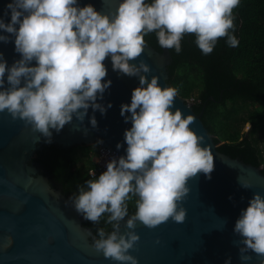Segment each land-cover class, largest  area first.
<instances>
[{"label": "clouds", "instance_id": "1", "mask_svg": "<svg viewBox=\"0 0 264 264\" xmlns=\"http://www.w3.org/2000/svg\"><path fill=\"white\" fill-rule=\"evenodd\" d=\"M240 3L118 0L114 13H102L90 3L81 6L78 0H10L5 5L10 20L5 23L0 17V30L13 34L20 58L7 65L0 53V112L6 110L13 119L24 120L48 142L51 130L59 132L73 117L83 122L89 107L101 114L111 107V102L107 106L97 102L112 82L102 81L106 57L113 70L139 78L130 103L120 106L124 120L131 121V127L124 130L125 155L107 161L104 171L77 185L69 197L86 220L99 222L102 214H109L106 223H111L112 230L98 228L92 243L106 258L138 264L128 251L139 239L133 230L136 221L149 228L169 218L182 223L186 209L179 202L189 192L188 179L198 172L210 175L214 168L210 147L202 146L204 136L189 127L195 117L172 109L177 89L162 87L156 75L149 79L145 73L150 66L144 60L130 61L142 53L144 36L150 32H155L162 48L176 53L181 52L186 33L194 34L204 55L213 51L221 37L229 47L238 46L233 9ZM10 38L0 34V41ZM89 123L97 125L94 115ZM133 197L135 212L129 215L127 202ZM233 230L241 237V261L251 259L246 254L249 250L264 257V195L253 193ZM230 261L228 257L224 264Z\"/></svg>", "mask_w": 264, "mask_h": 264}, {"label": "water", "instance_id": "2", "mask_svg": "<svg viewBox=\"0 0 264 264\" xmlns=\"http://www.w3.org/2000/svg\"><path fill=\"white\" fill-rule=\"evenodd\" d=\"M9 2L0 0V17L5 23L10 20V14L5 15L6 11L10 13L5 9ZM78 3L81 6L90 3L102 13H114L118 0H78ZM0 34L11 37L6 43L0 41V53L7 65H11L20 58L14 50L13 34L4 30ZM140 60L150 66V71L145 73L149 79L156 75L162 87L170 86L169 49L162 48L159 52L146 45L130 62ZM103 63L107 72L102 81L112 82L97 102L105 106L111 102V107H106L103 114L89 107L83 122L73 117L59 132L51 130L50 142L19 117L13 119L6 110L0 112V264H127L106 258L92 246L96 236L92 228L84 225L86 219L75 210L69 196L53 182L45 168L34 160L37 152L50 144L62 149L98 144L111 158L125 155L124 130L131 127V121L124 120L120 106L130 103L139 78L113 70L109 57ZM176 108L195 117L189 127L204 136L202 146L210 147L214 168L210 175L198 172L188 179L189 192L179 202L186 209L182 223L169 218L149 228L137 220L133 230L139 239L128 251L138 264H224L228 257L230 264H260L264 257L251 250L246 253L251 259L240 260L241 237L233 229L253 193L264 195L262 166L247 164L218 151L201 119L202 114L195 112L191 100L177 94L173 111ZM92 115L97 120L95 127L89 123ZM125 115L130 113L126 111ZM98 140L102 142L97 143ZM118 142L120 148L116 147ZM244 184L248 187H243ZM124 221L120 223L121 233L126 230Z\"/></svg>", "mask_w": 264, "mask_h": 264}, {"label": "trees", "instance_id": "3", "mask_svg": "<svg viewBox=\"0 0 264 264\" xmlns=\"http://www.w3.org/2000/svg\"><path fill=\"white\" fill-rule=\"evenodd\" d=\"M233 13L238 46L229 47L221 37L213 51L204 55L194 42V34L186 33L180 53L169 49L172 63L168 67V83L182 98L193 99L194 110L202 114L218 151L262 166L264 174V0H241ZM144 39L146 45L162 52L155 32L146 34ZM246 123H251V128L242 133ZM97 150L85 145L62 149L50 144L37 152L34 160L70 197L77 185L92 179L89 170L96 166ZM135 199L127 202L129 215L135 212ZM108 215L102 214L99 222L86 220L84 225L92 228L95 236L98 228L111 231V223H106Z\"/></svg>", "mask_w": 264, "mask_h": 264}, {"label": "built area", "instance_id": "4", "mask_svg": "<svg viewBox=\"0 0 264 264\" xmlns=\"http://www.w3.org/2000/svg\"><path fill=\"white\" fill-rule=\"evenodd\" d=\"M193 102V99H190ZM111 156L102 150V147L98 146L97 155L94 159L96 166L89 170L91 178H95V175H99L106 168V163L109 161ZM104 161V162H102ZM106 162V163H105Z\"/></svg>", "mask_w": 264, "mask_h": 264}, {"label": "rangeland", "instance_id": "5", "mask_svg": "<svg viewBox=\"0 0 264 264\" xmlns=\"http://www.w3.org/2000/svg\"><path fill=\"white\" fill-rule=\"evenodd\" d=\"M250 128H251V123H246L245 125H244V127H243V129H242V133H246V132H248L249 130H250ZM257 136H262L261 135V133H258V135ZM224 142H221V144H223ZM98 144H95V145H93V146H91V147H94V148H98ZM261 146H262V148H263V150H264V137H262L261 138Z\"/></svg>", "mask_w": 264, "mask_h": 264}]
</instances>
